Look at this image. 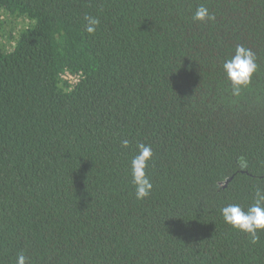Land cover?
<instances>
[{"label":"trees","instance_id":"trees-1","mask_svg":"<svg viewBox=\"0 0 264 264\" xmlns=\"http://www.w3.org/2000/svg\"><path fill=\"white\" fill-rule=\"evenodd\" d=\"M200 4L214 21L192 20ZM0 16L26 22L0 37V264H264V232L251 244L221 214L264 190V0H0ZM237 44L259 67L234 96Z\"/></svg>","mask_w":264,"mask_h":264},{"label":"clouds","instance_id":"clouds-1","mask_svg":"<svg viewBox=\"0 0 264 264\" xmlns=\"http://www.w3.org/2000/svg\"><path fill=\"white\" fill-rule=\"evenodd\" d=\"M192 20L199 23H207L215 20V15L209 12L203 4L198 5ZM85 31L89 35H94L100 21L93 16H85ZM223 70L231 82L232 95L238 96L242 88L247 87L253 74L258 70L257 55L252 49L237 44L234 55L224 61ZM123 148L130 146V141L124 139L121 141ZM138 154L131 160L132 184L135 187V197L137 200H143L148 197L152 191L153 185L147 174L149 162L154 153L150 145L140 143L137 145ZM241 167H247V162L240 158ZM254 203L244 210L238 204H228L221 209V214L225 223L233 229L245 233L250 237L251 244L259 242V232H264V190L257 188L255 190ZM17 264H28V257L23 253L18 254Z\"/></svg>","mask_w":264,"mask_h":264},{"label":"rangeland","instance_id":"rangeland-1","mask_svg":"<svg viewBox=\"0 0 264 264\" xmlns=\"http://www.w3.org/2000/svg\"><path fill=\"white\" fill-rule=\"evenodd\" d=\"M0 22H5V28L0 27V37H10L13 35L14 37L17 36V33L26 26V22L17 21L14 24L11 23V20L8 19L6 16H0ZM12 32V33H11ZM8 38L6 41H8ZM13 43V42H12ZM2 47V46H1ZM9 47H12L9 45Z\"/></svg>","mask_w":264,"mask_h":264},{"label":"built area","instance_id":"built-area-1","mask_svg":"<svg viewBox=\"0 0 264 264\" xmlns=\"http://www.w3.org/2000/svg\"><path fill=\"white\" fill-rule=\"evenodd\" d=\"M62 78L73 87L76 86V84L80 80V76L74 75L70 72H66L65 74H63Z\"/></svg>","mask_w":264,"mask_h":264},{"label":"water","instance_id":"water-1","mask_svg":"<svg viewBox=\"0 0 264 264\" xmlns=\"http://www.w3.org/2000/svg\"><path fill=\"white\" fill-rule=\"evenodd\" d=\"M228 182H229V181H228ZM228 182H227V183H228Z\"/></svg>","mask_w":264,"mask_h":264}]
</instances>
